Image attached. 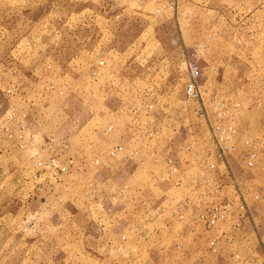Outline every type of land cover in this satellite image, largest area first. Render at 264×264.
Returning a JSON list of instances; mask_svg holds the SVG:
<instances>
[{"label": "rangeland", "instance_id": "obj_1", "mask_svg": "<svg viewBox=\"0 0 264 264\" xmlns=\"http://www.w3.org/2000/svg\"><path fill=\"white\" fill-rule=\"evenodd\" d=\"M247 107L264 117V0H0V264H264ZM233 156L251 175L221 181Z\"/></svg>", "mask_w": 264, "mask_h": 264}, {"label": "crops", "instance_id": "obj_2", "mask_svg": "<svg viewBox=\"0 0 264 264\" xmlns=\"http://www.w3.org/2000/svg\"><path fill=\"white\" fill-rule=\"evenodd\" d=\"M227 71H228V65L224 66L222 70L219 69L218 72L215 73V75L210 73L211 76L205 80L204 78L206 74L203 73L202 79H201V83L203 84L201 86L205 89L206 95L211 94V93L219 95L218 92L220 91L223 94L227 93L225 92V90L231 87L230 81L228 80V78H226ZM220 80L221 82H219ZM245 93L248 94V91ZM250 99L252 100V102H254L252 98ZM251 108L254 109L255 107H251ZM252 109L247 107L245 110L243 121L239 127L240 138L250 137L251 139L256 140L259 143V140L262 139V135L260 133L263 131L264 117L261 116L260 114H254ZM202 167H204L203 164H200V163L196 164L195 166H192V171L195 172L196 174L203 173L201 171ZM244 167L245 166H244L243 161L241 159L238 160L237 156H233V159L232 157L229 158L228 161H226L225 163L218 164L219 173L222 174L221 181L225 180L226 173L230 169H232L235 173L240 175L242 178L249 177L251 174L250 172L246 171ZM263 168H264V161H262V159L261 161L258 159V161H256L255 166L253 168V170L255 171L251 172L252 175H254V177L256 176V178H252L250 181L251 183L257 185L261 182L262 184H264V177L262 176L264 173L260 174L261 172H263L262 170Z\"/></svg>", "mask_w": 264, "mask_h": 264}, {"label": "built area", "instance_id": "obj_3", "mask_svg": "<svg viewBox=\"0 0 264 264\" xmlns=\"http://www.w3.org/2000/svg\"><path fill=\"white\" fill-rule=\"evenodd\" d=\"M200 73H201V71H200L198 66H195V65L190 66V80H189V82L185 88V92H186V95L191 99H199L201 97V92H200L198 85H197V80L200 76ZM225 107H226V104L224 102H222V104H215L214 105V110H215V113L217 116L216 122L225 120L226 118H228L230 120L232 119L235 122L236 117L230 116L229 112L226 110ZM217 128H222L223 131L226 130L225 127L217 126ZM229 128L232 131H235L236 130V122L231 124ZM248 143H250V142H248ZM256 157H257L256 152L252 151L250 153L249 159L246 162L248 167H253L255 165ZM225 162L226 161L224 160L223 163H225ZM211 166L215 167L216 165L214 163H212ZM234 259H235L236 264H244V258L241 255L234 256Z\"/></svg>", "mask_w": 264, "mask_h": 264}]
</instances>
